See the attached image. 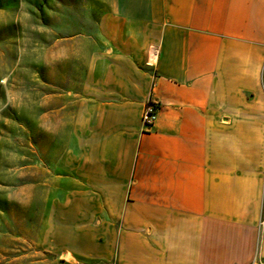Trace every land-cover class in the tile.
<instances>
[{"label":"crops","instance_id":"1","mask_svg":"<svg viewBox=\"0 0 264 264\" xmlns=\"http://www.w3.org/2000/svg\"><path fill=\"white\" fill-rule=\"evenodd\" d=\"M40 249L60 264L264 261V0H96ZM152 99L158 120L145 131Z\"/></svg>","mask_w":264,"mask_h":264},{"label":"rangeland","instance_id":"2","mask_svg":"<svg viewBox=\"0 0 264 264\" xmlns=\"http://www.w3.org/2000/svg\"><path fill=\"white\" fill-rule=\"evenodd\" d=\"M96 0H0V264H60L40 249L95 50Z\"/></svg>","mask_w":264,"mask_h":264},{"label":"built area","instance_id":"3","mask_svg":"<svg viewBox=\"0 0 264 264\" xmlns=\"http://www.w3.org/2000/svg\"><path fill=\"white\" fill-rule=\"evenodd\" d=\"M159 112V105L154 100L150 99L147 102L142 115V122L145 131H150L155 126ZM252 264H264V261H254Z\"/></svg>","mask_w":264,"mask_h":264}]
</instances>
